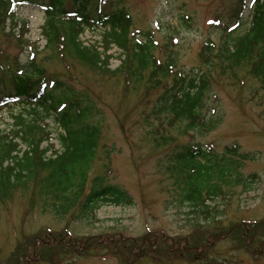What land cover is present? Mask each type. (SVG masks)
<instances>
[{
	"label": "trees",
	"instance_id": "16d2710c",
	"mask_svg": "<svg viewBox=\"0 0 264 264\" xmlns=\"http://www.w3.org/2000/svg\"><path fill=\"white\" fill-rule=\"evenodd\" d=\"M124 1L0 0V111L8 109L9 118L8 124H4V117L0 119V208L18 197L27 213L38 208L55 218L69 217L70 224L73 220L93 223L103 205L135 204L129 192L106 178L108 164H103L101 174L91 177L103 147L104 114L91 94L70 85L63 75L48 73L44 66L46 61H65L67 70L74 66L94 78L121 80L123 91L135 95L136 101L126 115L140 109L136 121L139 128L144 129L151 145L165 153L160 168L171 181L174 202L191 214L189 224L202 231L209 220L214 222V215L221 214L215 207L217 201L226 208L233 189L242 187L249 192L256 178L241 172L253 155L239 152L237 146H229L218 155L210 145L202 146L194 138L222 124V113L209 102L216 88L224 90L227 82L234 85L250 80L255 84L249 91L252 99L259 89L264 91V0L256 1L241 35L228 30L223 43L205 41L198 52L199 65L190 73L178 69L176 47L171 46L175 38L162 44L154 39L153 31L133 29ZM244 2L239 0L236 7L238 26ZM23 3L44 12L42 46L28 36L29 22L16 11ZM100 28V41H82L86 30ZM11 45L25 54L24 62L17 55L14 61L10 59L7 50ZM112 47L120 52L115 69L110 68ZM158 50L163 52L160 60L155 56ZM185 137L192 141H184ZM231 227L202 239L197 235L190 239L173 237L157 244L176 257L187 256L191 262L198 252L208 255L210 245L222 234L237 240L236 249L249 250L258 237L256 242L262 243L264 220L237 221ZM130 242L134 245L128 248L135 258L155 252L149 244L154 242L151 235ZM162 252L170 256L164 248L158 250L159 256Z\"/></svg>",
	"mask_w": 264,
	"mask_h": 264
},
{
	"label": "rangeland",
	"instance_id": "374dc122",
	"mask_svg": "<svg viewBox=\"0 0 264 264\" xmlns=\"http://www.w3.org/2000/svg\"><path fill=\"white\" fill-rule=\"evenodd\" d=\"M238 2L125 0L123 8L132 18L133 28L153 31L158 43L175 38L171 46L176 47L178 69L190 73L196 71L199 65L198 52L205 41L223 43L228 30L238 35L246 31L254 2L245 0L240 26L235 22L239 16L235 13ZM16 11L20 18L29 22L28 36L42 46L40 27L44 21L43 11L38 6L26 4ZM100 33L86 30L81 39L85 43L100 41ZM7 51L12 61L17 55L24 62L25 54L20 53L19 48L11 45ZM119 53L117 48L112 47L109 52L112 55L110 68H117ZM162 53L156 51V58L160 60ZM64 63L46 61L44 66L48 73L63 75L70 85L91 94L104 114L103 147L91 177L101 174L103 164H108L110 171L106 178L129 192L135 204L133 207L103 205L96 211L93 223L73 220L68 224L69 217L55 218L38 208L32 214L27 213L24 201L16 197L0 208V264H264V238L259 243L256 242L259 237L247 250L236 249L237 240L231 241L222 234L219 241L211 240L213 243L211 251L206 252L208 255L198 252L191 262L187 256L179 254L176 257L165 246L157 244L162 240L171 241L173 237L190 239L197 235L202 239L222 228L231 230V224L237 221L254 223L264 220V91L259 89L258 96L252 99L249 91L255 87L253 81H239L234 85L227 82V88H216L209 101L222 113V124L203 137L196 136L194 140L202 146L210 145L218 155L229 146H237L239 152L253 155L251 162L243 164L241 172L245 177L253 174L256 178L249 192H244L242 187L233 189L234 192L227 198L229 205L226 208L217 201L215 207L222 211L221 214L214 215V222L209 220L208 226H202L200 231L201 228L189 224L191 214L187 215L186 209L179 208L174 202L171 181L166 180L164 169L160 168L165 153H161V147L151 145L144 129L139 128L136 121L140 109L130 116L126 115L136 101L135 95H127L123 91L121 80L117 83L112 77L94 78L90 72L74 66L67 70ZM7 116V109L0 111L4 124H8ZM53 135L56 136V133ZM185 140L192 141L187 137ZM54 144L58 149L56 141ZM108 159L110 162L107 163ZM150 235L154 242L149 244L155 252L135 258L136 254L128 248L134 245L130 241L137 237L146 239ZM47 244L50 246L45 247ZM163 248L170 256L162 252L160 256L165 257L159 260L158 250ZM16 256L19 258L13 261Z\"/></svg>",
	"mask_w": 264,
	"mask_h": 264
}]
</instances>
